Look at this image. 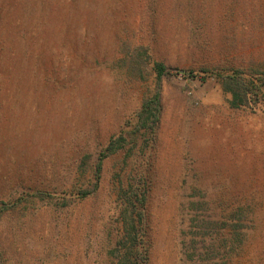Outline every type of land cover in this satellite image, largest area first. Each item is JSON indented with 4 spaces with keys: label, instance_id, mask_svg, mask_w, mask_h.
Masks as SVG:
<instances>
[{
    "label": "rangeland",
    "instance_id": "1",
    "mask_svg": "<svg viewBox=\"0 0 264 264\" xmlns=\"http://www.w3.org/2000/svg\"><path fill=\"white\" fill-rule=\"evenodd\" d=\"M152 62L155 138L133 134ZM231 67L264 75V0H0V264H113L141 177L149 264H264V98L231 109ZM222 233L235 249L198 250Z\"/></svg>",
    "mask_w": 264,
    "mask_h": 264
},
{
    "label": "trees",
    "instance_id": "2",
    "mask_svg": "<svg viewBox=\"0 0 264 264\" xmlns=\"http://www.w3.org/2000/svg\"><path fill=\"white\" fill-rule=\"evenodd\" d=\"M214 69H212L214 70L212 74L220 78L222 89L231 95L229 102L231 109L248 108L252 104H257L261 98H264V75L262 76L258 72L255 73V71L245 73L241 69L232 67L223 71L219 68ZM152 70L156 76V89L152 97L144 99L140 109L136 113L133 134L138 135L143 131L145 136L155 138L162 112L161 81L163 77L168 75V70L161 62H152ZM185 73L192 75L191 72ZM126 143L127 139L125 136L111 138L108 141L106 147L99 153L95 164L93 188L80 192V198L88 197L97 192L101 182L103 163L109 156L123 150ZM142 181H144L142 177L135 182L132 180L131 183L128 182L119 189L118 197L122 207L117 211V216L121 232H118V238L109 251L113 264H149L151 246L150 225L143 207L145 203V187ZM0 205L3 206L0 207V210L11 208L10 205L5 203H0ZM239 228V226L233 227V231H238ZM223 236L224 233H222ZM235 242H238L236 237L234 240L230 236V238L223 237L221 245H213L211 239L208 237L204 240L200 239L197 244L198 250L201 252H209L214 255L215 250H218V248L222 250L235 249L237 246ZM191 260L193 262V259ZM196 263H200L198 259Z\"/></svg>",
    "mask_w": 264,
    "mask_h": 264
}]
</instances>
